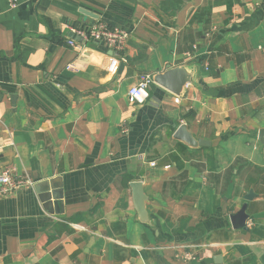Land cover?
<instances>
[{
  "label": "crops",
  "instance_id": "obj_1",
  "mask_svg": "<svg viewBox=\"0 0 264 264\" xmlns=\"http://www.w3.org/2000/svg\"><path fill=\"white\" fill-rule=\"evenodd\" d=\"M163 1L0 0V264H264V0Z\"/></svg>",
  "mask_w": 264,
  "mask_h": 264
},
{
  "label": "built area",
  "instance_id": "obj_2",
  "mask_svg": "<svg viewBox=\"0 0 264 264\" xmlns=\"http://www.w3.org/2000/svg\"><path fill=\"white\" fill-rule=\"evenodd\" d=\"M79 33L85 38H92L98 42H103L106 46L113 50H120L123 47L125 39L128 37V32L125 30H113L105 23L94 24L88 32ZM69 44L79 48L74 39L69 40ZM153 83L151 74H145L138 79V82L132 86L128 93V100L131 103L143 100L147 97L148 89ZM127 127H123V132H126ZM31 184L30 179L17 175L13 168L0 166V197L19 192L24 187Z\"/></svg>",
  "mask_w": 264,
  "mask_h": 264
},
{
  "label": "water",
  "instance_id": "obj_3",
  "mask_svg": "<svg viewBox=\"0 0 264 264\" xmlns=\"http://www.w3.org/2000/svg\"><path fill=\"white\" fill-rule=\"evenodd\" d=\"M176 76H172V75ZM156 81L164 86L168 87L170 90L180 94L182 88L191 82L189 76L184 74L182 68H175L173 70H169L166 73L159 74L156 76ZM175 138L184 141L186 144L190 146H199L205 145L206 140L203 139H196L193 134L188 130L186 124H181V126L175 132ZM260 140L264 142V129L260 131ZM208 143V142H207ZM135 194H136V201L141 209L144 208V201L146 196L143 192L141 182H133L132 184ZM246 206H243L242 210H240L233 218V224L235 227H240L245 225V221L247 220V215L245 213Z\"/></svg>",
  "mask_w": 264,
  "mask_h": 264
},
{
  "label": "trees",
  "instance_id": "obj_4",
  "mask_svg": "<svg viewBox=\"0 0 264 264\" xmlns=\"http://www.w3.org/2000/svg\"><path fill=\"white\" fill-rule=\"evenodd\" d=\"M183 3V0H164L162 3V9L170 15H174L182 7Z\"/></svg>",
  "mask_w": 264,
  "mask_h": 264
}]
</instances>
